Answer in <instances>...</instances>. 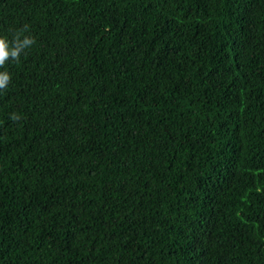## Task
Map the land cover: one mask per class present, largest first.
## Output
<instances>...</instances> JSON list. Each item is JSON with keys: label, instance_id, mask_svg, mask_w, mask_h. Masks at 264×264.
<instances>
[{"label": "trees", "instance_id": "16d2710c", "mask_svg": "<svg viewBox=\"0 0 264 264\" xmlns=\"http://www.w3.org/2000/svg\"><path fill=\"white\" fill-rule=\"evenodd\" d=\"M25 26L0 264H264V0H0Z\"/></svg>", "mask_w": 264, "mask_h": 264}, {"label": "clouds", "instance_id": "9594fccd", "mask_svg": "<svg viewBox=\"0 0 264 264\" xmlns=\"http://www.w3.org/2000/svg\"><path fill=\"white\" fill-rule=\"evenodd\" d=\"M27 32V26L21 28L11 38L5 34H0V90L6 88L11 81V73L3 70L6 62L18 60L22 53L30 48L35 40ZM13 118H18L13 115Z\"/></svg>", "mask_w": 264, "mask_h": 264}]
</instances>
